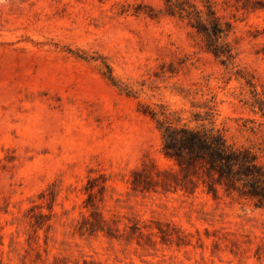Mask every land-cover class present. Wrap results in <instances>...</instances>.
I'll return each mask as SVG.
<instances>
[{
    "label": "rangeland",
    "instance_id": "rangeland-1",
    "mask_svg": "<svg viewBox=\"0 0 264 264\" xmlns=\"http://www.w3.org/2000/svg\"><path fill=\"white\" fill-rule=\"evenodd\" d=\"M189 1L231 60L164 0H0V264H264V207L184 177L161 132L264 147V0Z\"/></svg>",
    "mask_w": 264,
    "mask_h": 264
},
{
    "label": "trees",
    "instance_id": "trees-1",
    "mask_svg": "<svg viewBox=\"0 0 264 264\" xmlns=\"http://www.w3.org/2000/svg\"><path fill=\"white\" fill-rule=\"evenodd\" d=\"M164 7L167 14L186 18L203 36L206 48L214 56L222 62L231 60L232 48L224 40L230 25L222 22L209 4H205L204 16L189 0H164ZM258 105L264 115V101H258ZM161 132L164 153L176 161L184 177H204L208 191L213 194L217 192L216 186H220L264 207V161L261 160L264 147L257 151L252 146L230 143L213 127L168 123ZM140 182L136 177L132 180L135 187L141 186ZM86 223L93 226L88 220Z\"/></svg>",
    "mask_w": 264,
    "mask_h": 264
}]
</instances>
